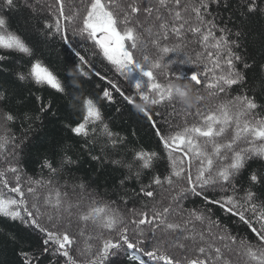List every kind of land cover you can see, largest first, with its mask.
<instances>
[{
  "label": "snow or ice",
  "instance_id": "6c2138e0",
  "mask_svg": "<svg viewBox=\"0 0 264 264\" xmlns=\"http://www.w3.org/2000/svg\"><path fill=\"white\" fill-rule=\"evenodd\" d=\"M21 8L42 24L41 35L63 41L69 63L78 57L74 82L87 77L85 66H92L71 40L79 36L93 42L134 88L139 102L108 81L148 119L169 162V170L159 174L153 171L156 152L136 150L131 161L119 156L126 138L110 129L86 97L81 121L65 128L83 141L80 148L94 162V175L76 174L81 157L66 146L58 157L44 158L37 177L27 176L21 154L56 111L41 102L37 111L21 116L0 88V217L42 234L39 253L20 250L22 264H40L50 249L63 258L61 264H120L124 259L133 264H264V194L253 190L264 186V171L247 175L242 194L238 183L250 170L249 161L264 160V96L258 99L252 91L255 83L249 84L245 70L253 63L238 51L247 21L264 16V0H0V70L18 54L30 64L26 74H14L20 82L64 93L34 47L11 30L8 14ZM225 10L231 13L227 22L219 15ZM258 67L264 73V62ZM103 97L113 102L108 89ZM161 108L171 111L164 114ZM154 115L163 117L167 128ZM177 116L182 124L173 125L169 118ZM106 165L127 171L109 185ZM146 170L152 174L145 182ZM133 180L138 187L129 191ZM229 190L230 195L217 194ZM193 198L200 207L187 203ZM214 208L246 226L251 237L222 223Z\"/></svg>",
  "mask_w": 264,
  "mask_h": 264
},
{
  "label": "trees",
  "instance_id": "16d2710c",
  "mask_svg": "<svg viewBox=\"0 0 264 264\" xmlns=\"http://www.w3.org/2000/svg\"><path fill=\"white\" fill-rule=\"evenodd\" d=\"M219 15L224 16L225 22H227V17L231 13L225 10L221 11ZM8 16L11 30L22 35L34 47L37 58L60 79L65 87V92L59 93L47 85H36L31 81L20 82L14 74L17 72L26 74L30 69V64L28 58H21L18 54L10 55L9 59L4 62L6 69L0 70V88L6 90L10 99L9 107L19 115L22 116L24 112L37 111L41 102H50L56 111V116L45 120V127L32 137V140L25 146L21 154L20 163L27 176L37 177L42 171L41 164L44 158H51L54 155L58 157L61 150L66 146L81 157V164L76 174L85 177L94 175V162L89 161L80 148L83 141L79 137H74L65 128L66 124L75 125L81 121V105L86 97L91 98L97 104L110 129L126 138L119 156L131 161L132 154L136 150L144 149L156 152L159 154V158L154 162L153 171L165 174L169 170L166 152L148 119L139 113L132 104H129L120 93L112 89L108 81L114 82L126 95L133 96L139 102L134 88L104 59L99 49L94 47L92 41L82 39L79 36L71 40L75 51L83 55L88 64L92 66L91 68L85 66L84 70L88 72L87 77L77 76L74 82L73 75L77 71L76 65L79 64V59L73 55L71 59H74L75 63H69L70 57L66 54V46L63 41L58 37L47 38L41 35L42 24L38 19H31L30 13L26 9L21 8L19 11L9 13ZM245 31L247 35L242 39L241 48L238 51L249 62L253 63V67L246 69L245 73L249 84L255 83L252 91L257 93L259 99L264 96V86H262L261 79L264 73H261L258 67L259 64L264 62V16L258 14L252 16L246 23ZM5 54L7 55V53ZM173 68L184 72L188 70L186 66L182 65H174ZM96 72H99L106 79L98 77L95 74ZM160 79L165 82L163 77H160ZM177 83L183 84L184 82L177 81ZM105 89L112 93L113 102H109L103 97ZM233 94L239 93L235 92ZM37 97H40L39 101ZM160 111L166 114L171 109L161 108ZM153 119L164 125L163 117L154 115ZM169 119L173 125L182 124L179 116L170 117ZM188 122L193 123L195 119L188 117ZM22 123L24 121L19 120L17 128ZM164 126L167 128V125ZM96 150L99 151L98 146ZM249 164L251 166L250 170L246 169L238 179L241 187L240 194H242L243 188L248 187L246 177L250 172L264 171V160L255 159L249 161ZM126 171V169H120L119 172H114L110 166L106 165L104 175L108 178L107 183L111 185ZM151 174L152 172L146 170L142 176V181L146 182ZM44 175H47L46 170H44ZM128 187L131 191L133 188L138 187V184L133 180L129 182ZM101 190H103V187ZM253 190L257 192L258 196L264 194V186L256 185ZM217 194L230 195L231 191ZM187 203L192 204L194 207L201 206V202L196 198ZM214 215L230 228L238 229L240 234L251 237V233H249L246 226L237 225L235 218L229 217L221 209L214 208ZM13 237H15V240ZM41 239L42 234L25 228L18 221L0 217V264H22V257L19 255L20 250L23 249L33 254L39 253L42 248ZM62 259V257L52 256L50 249L48 254L40 257V264H61ZM120 264H133V262L124 259L120 261ZM150 264H157V262H150Z\"/></svg>",
  "mask_w": 264,
  "mask_h": 264
}]
</instances>
